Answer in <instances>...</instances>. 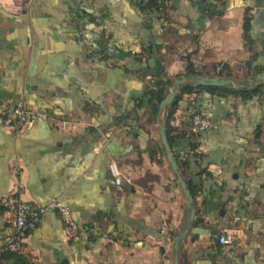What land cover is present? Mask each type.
<instances>
[{
  "label": "crops",
  "instance_id": "0c3cea01",
  "mask_svg": "<svg viewBox=\"0 0 264 264\" xmlns=\"http://www.w3.org/2000/svg\"><path fill=\"white\" fill-rule=\"evenodd\" d=\"M167 2L158 20L129 0H0V196L20 182L22 199L56 198L79 227L68 240L45 212L24 237L26 264H264V80L249 99L182 95L176 171L160 136L168 105L154 115L148 101L158 81H170L165 95L177 78L193 83L187 59L200 76L257 84L264 0ZM147 42L160 44L153 54ZM22 102L44 116L16 131L6 114ZM194 106L214 127L188 130ZM7 232L0 209V248ZM2 253L0 264H18Z\"/></svg>",
  "mask_w": 264,
  "mask_h": 264
},
{
  "label": "built area",
  "instance_id": "2783aa9c",
  "mask_svg": "<svg viewBox=\"0 0 264 264\" xmlns=\"http://www.w3.org/2000/svg\"><path fill=\"white\" fill-rule=\"evenodd\" d=\"M6 116L8 124L18 131L31 120L42 117L44 114L28 108L22 102L18 103ZM212 124L209 119L194 115L190 128L192 132H197L214 127ZM108 171L115 187L118 188L121 184V175L114 161L109 162ZM22 189L23 184L19 182L0 196V209L8 215V232L4 237L0 253L6 251L18 254L23 253V241L26 233L33 230L42 215L49 210H54L59 215L63 224V233L68 240L77 237L79 227L75 223L68 207H65L56 198H52L44 205L30 203L22 199ZM217 240L221 245L231 244L234 241V234L228 230H221Z\"/></svg>",
  "mask_w": 264,
  "mask_h": 264
},
{
  "label": "trees",
  "instance_id": "16d2710c",
  "mask_svg": "<svg viewBox=\"0 0 264 264\" xmlns=\"http://www.w3.org/2000/svg\"><path fill=\"white\" fill-rule=\"evenodd\" d=\"M132 2L134 6H136L139 11L146 16V18L149 17H155L156 19L160 20L161 14L166 11L168 2L167 0H129ZM160 44H155L154 46L150 45L149 42L144 43V50L147 52H150L153 54L154 50L156 51L157 48L159 47ZM191 76H199L196 71L193 70V65L189 59L186 61V73ZM262 81H259L257 84L254 86L248 87L247 85H240L236 84L234 86L231 85H217V86H203L199 84H182L178 88V92L174 95L173 100H171L170 104L167 106L166 110V118L164 122V127H165V135L168 140V142H171L170 138V132L172 131V127L170 124L171 118L178 109L179 102L182 100V95L183 94H194L196 96L202 94L203 92H206L210 94L211 96H218L219 93H222L224 96H233V97H240L242 99H249L257 95L258 88L260 87ZM161 85V86H160ZM170 85V81L166 79L164 82L158 81L155 84V89L151 90L148 94L149 96V102L151 103L152 100L157 101L156 104H153V113L154 115H157L158 112V106L161 102V100L164 99L166 96L164 93L166 92V87ZM160 86V87H159ZM195 96V97H196ZM194 115H199L201 117H204L197 109V107L194 106L192 107L189 113V123L187 126L188 130L190 132L191 128V121ZM206 118V117H204ZM208 119V118H207ZM207 130V129H206ZM205 131V130H203ZM202 131H197V132H192L194 134H197ZM1 255H10V257H14L16 263L18 264H26L24 258L22 257L21 254L18 253H12V252H3Z\"/></svg>",
  "mask_w": 264,
  "mask_h": 264
},
{
  "label": "water",
  "instance_id": "95a60500",
  "mask_svg": "<svg viewBox=\"0 0 264 264\" xmlns=\"http://www.w3.org/2000/svg\"><path fill=\"white\" fill-rule=\"evenodd\" d=\"M148 63L150 66H153L154 65V59L150 58ZM190 80L195 84H199V85H203V86H217V85H226V84L232 83V81L228 80V79H218L216 77H205V76H200V75L199 76H191ZM262 80H264V71L258 73L256 75L254 81H255V83H258L259 81H262ZM185 81H187L186 78H178L176 81H174L173 85H171V87H170L169 93L164 97L163 100H161V102L159 104V112H161L162 109L166 105L170 104L171 100H173V98H174L175 91L179 88V85ZM160 136H161L162 144H163L165 151H166L165 153H166L167 161L171 165L172 169L174 171H176L177 166H176V163L174 161L173 153H171L172 152L171 147H170L169 142L166 138L165 129L162 126H160ZM180 178L181 177L178 175L177 179H178V182L180 183L181 188L183 189L185 196L187 198V204L186 205H187L188 211H189V218L192 221L193 217H194V213H195V209L193 208V206L191 204V203H193V197H192L190 191L188 190V188L186 187L185 182ZM196 220L201 221L202 219L197 218ZM194 232L197 233L198 230H195ZM186 233H187V231H185L183 234H181L176 239L175 245H174L175 249H177L180 239H182ZM174 264H178L177 259H175Z\"/></svg>",
  "mask_w": 264,
  "mask_h": 264
},
{
  "label": "rangeland",
  "instance_id": "374dc122",
  "mask_svg": "<svg viewBox=\"0 0 264 264\" xmlns=\"http://www.w3.org/2000/svg\"><path fill=\"white\" fill-rule=\"evenodd\" d=\"M177 79H178V78H177ZM177 79H176V80H177ZM176 80H175V81H176Z\"/></svg>",
  "mask_w": 264,
  "mask_h": 264
}]
</instances>
